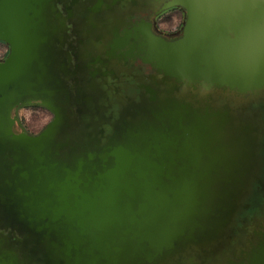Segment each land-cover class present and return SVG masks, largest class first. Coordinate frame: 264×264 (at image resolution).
I'll use <instances>...</instances> for the list:
<instances>
[{
    "label": "flooded vegetation",
    "instance_id": "flooded-vegetation-1",
    "mask_svg": "<svg viewBox=\"0 0 264 264\" xmlns=\"http://www.w3.org/2000/svg\"><path fill=\"white\" fill-rule=\"evenodd\" d=\"M185 1L0 0L37 14L30 68L0 85V264H249L264 244V92L177 86L165 61ZM11 50L0 39V63ZM211 132L212 154L197 157L212 177L207 229L152 260L110 259L101 242L144 215L138 167L177 169L183 139ZM155 141L175 154L149 153ZM112 190L130 202H108Z\"/></svg>",
    "mask_w": 264,
    "mask_h": 264
},
{
    "label": "water",
    "instance_id": "water-1",
    "mask_svg": "<svg viewBox=\"0 0 264 264\" xmlns=\"http://www.w3.org/2000/svg\"><path fill=\"white\" fill-rule=\"evenodd\" d=\"M181 5L187 10L184 35L169 45L165 61L169 60L168 67L177 71V86L234 95L263 93L264 0H186ZM30 11L34 15H29ZM35 15L32 7L0 8V39L12 44L10 55L0 63V85L15 80L30 68ZM214 133L201 138L185 137L177 153V169L174 163L164 161H150L138 167L139 177L130 179L138 182L131 181L130 188L134 197L137 193L133 202L143 204L144 215L123 218L122 226L114 228V236L109 233V238L101 242L113 251L110 259L152 260L172 246L176 237L180 242L196 236L198 228L207 229L199 223L210 214L208 186L212 177L197 157L212 154L210 145L218 139ZM149 153L175 154L156 141ZM118 186L111 184V188ZM125 186L128 185L123 183ZM138 188L142 190L137 191ZM154 188L159 190L154 192ZM116 193L112 190L108 202H130ZM249 264H264V244L253 250Z\"/></svg>",
    "mask_w": 264,
    "mask_h": 264
},
{
    "label": "rangeland",
    "instance_id": "rangeland-1",
    "mask_svg": "<svg viewBox=\"0 0 264 264\" xmlns=\"http://www.w3.org/2000/svg\"><path fill=\"white\" fill-rule=\"evenodd\" d=\"M39 111H42L41 109H33L29 108L27 110H23L24 113H26L27 118H31V116L39 114ZM45 122V118L37 119V121H28L29 126H31L34 129L39 128L43 123Z\"/></svg>",
    "mask_w": 264,
    "mask_h": 264
}]
</instances>
